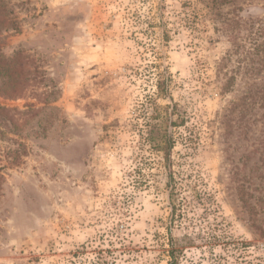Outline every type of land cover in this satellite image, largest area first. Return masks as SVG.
Wrapping results in <instances>:
<instances>
[{
    "label": "rangeland",
    "instance_id": "1",
    "mask_svg": "<svg viewBox=\"0 0 264 264\" xmlns=\"http://www.w3.org/2000/svg\"><path fill=\"white\" fill-rule=\"evenodd\" d=\"M2 2L41 77L0 98V264H264V0Z\"/></svg>",
    "mask_w": 264,
    "mask_h": 264
},
{
    "label": "trees",
    "instance_id": "2",
    "mask_svg": "<svg viewBox=\"0 0 264 264\" xmlns=\"http://www.w3.org/2000/svg\"><path fill=\"white\" fill-rule=\"evenodd\" d=\"M15 22L12 18L9 17V14L6 11V7L2 0H0V31L4 29L7 31L9 29L14 30ZM255 54L260 61V67L258 68V72L264 69V41L258 42L255 49ZM28 57L22 53H16L10 59H3L0 54V98L2 100H16L19 98H26L28 94H34L36 92L33 87L36 85L33 84L36 82L38 77V71L36 68L30 69L31 64L28 61ZM262 67V68H261ZM32 83V84H31ZM157 94L161 98H168L169 97V79L165 72L161 73V80L157 82L156 85ZM257 91L254 95H256V103L258 105V109H264V84L261 86H257ZM230 89V81H226L225 84H222L220 90L222 93H226ZM43 93V92H42ZM33 105L28 106V110L30 111L33 108ZM26 111H21L17 108H8L0 104V123L1 124H11L15 123L16 116H23L26 114ZM262 124L261 126L264 127V113L260 115ZM171 120L168 118L167 123L170 126ZM172 126H180V122H172ZM155 128L156 125H153ZM152 133V131H151ZM259 134H264V132H259ZM262 137H264L262 135ZM149 141L153 145V149L156 153L162 155L164 167L166 168L167 172L170 171V154L172 149V140L167 133H158L157 136L149 138ZM259 144L264 143V139H258ZM261 148L263 146L256 148V151H262ZM169 176V175H168ZM171 176H169V181H171ZM170 189V196L169 200L170 203L172 202V195L174 188H172V184H169ZM238 196L239 199L245 203L248 202L252 195L247 192V188L244 185L237 186ZM246 197V198H245ZM172 205V203H171ZM174 210V208L172 209Z\"/></svg>",
    "mask_w": 264,
    "mask_h": 264
}]
</instances>
